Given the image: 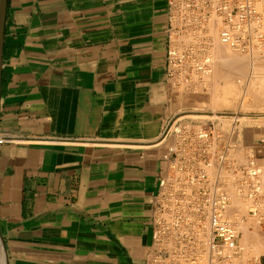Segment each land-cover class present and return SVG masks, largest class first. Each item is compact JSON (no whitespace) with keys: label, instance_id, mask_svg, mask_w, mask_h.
<instances>
[{"label":"crops","instance_id":"obj_1","mask_svg":"<svg viewBox=\"0 0 264 264\" xmlns=\"http://www.w3.org/2000/svg\"><path fill=\"white\" fill-rule=\"evenodd\" d=\"M170 25L168 0H7L0 231L9 264H153L173 157L165 134L175 117L193 119L167 70ZM251 149L264 184V144Z\"/></svg>","mask_w":264,"mask_h":264},{"label":"built area","instance_id":"obj_2","mask_svg":"<svg viewBox=\"0 0 264 264\" xmlns=\"http://www.w3.org/2000/svg\"><path fill=\"white\" fill-rule=\"evenodd\" d=\"M215 8L217 13L232 14L233 17L226 18V21L230 20L232 35L244 50H249L252 34L259 46L264 45V0H168L170 30L182 26L179 33H185L180 35H195L194 29L203 21V14H212ZM184 49L190 50L191 47ZM186 56L183 52L176 53L170 45L167 70L171 76H176L179 70L176 68L183 66ZM190 64L191 61L180 71L188 74ZM195 66L199 68L197 64ZM178 119L179 116L170 121L165 134L169 133L173 138L169 150L173 157L167 177L160 182L162 193L154 232L158 251L152 257L153 264L179 253L188 258L186 264H250L241 260L245 252L239 243V216L233 218L231 198L223 185V178L209 171L215 164L213 148L219 144L222 147L217 156L220 158L218 164L225 167L235 165L234 156L230 155L231 152L235 154L239 144L237 136L234 138L236 129L232 126L235 124H230L225 131L213 122H207L193 130L191 122L185 124ZM215 129L220 135L217 139ZM176 137L179 141L176 139L175 142ZM222 138L223 143L220 142ZM5 140V137L0 138V143ZM260 141L264 144L263 138ZM251 158L233 181L239 195L249 200L250 212L258 215L264 210V184L259 178L260 169L253 154ZM195 224L208 232L203 236L200 251L192 249ZM173 244L177 248L175 252L171 248Z\"/></svg>","mask_w":264,"mask_h":264},{"label":"rangeland","instance_id":"obj_3","mask_svg":"<svg viewBox=\"0 0 264 264\" xmlns=\"http://www.w3.org/2000/svg\"><path fill=\"white\" fill-rule=\"evenodd\" d=\"M216 15H214L215 17L213 16V14L212 15L210 14L209 16L212 17V18L210 17L211 20L217 21ZM217 17L219 19V21L217 22L219 25L220 18H219V16H217ZM207 18H209V17L203 16V21H201L199 23V25L195 27L196 30L194 29L195 35L196 34L198 35V33L202 35L201 37H200V35H198L197 36L198 38H196L197 40L194 38L195 35H193V37H192V35H186V37H185V35L184 36L182 35V37H184L185 39L182 38L183 40L180 41L181 36L178 35L179 31L176 33L177 35H175V33L173 34L175 37L172 35V37H174L173 41L175 42V43L173 42L174 45L172 48L174 50H176V53H178V54H181V52L187 54V56L184 60L185 63H183V66H181V68L180 67L176 68V70H178V69L179 70L176 74V77L173 80H175V82L179 84V87H178L179 93L182 94V96L184 98V100H183L184 106L190 107V109H192V110L186 111L183 114H187V115L189 114V116H190L191 114L208 113L212 110H219L220 109V111H222L221 117L211 118L209 116L208 117H206V116L202 117V116L191 115L190 117L193 119H189V121L185 122V124H188L189 122H191L192 125H194V127H195V128L192 127L193 130H197L196 128H198L201 124L207 123V122L208 123L213 122L215 125H217L216 126L217 128H219L221 130H225V131L227 129H229L228 126H230V124H235L234 126H232L233 128L236 129L234 138H236V136H237V139L239 140L238 141L239 144H237V147H236L237 149L235 150V151H237V154H236V152H235V154H233L234 152H232L230 155L231 156L234 155L233 160L235 161L236 166L233 165L232 167H230L231 169L228 167L229 168V170H228L227 167H225L221 164H218V162L220 161V158L219 157L217 158V156H218L220 149L222 147V145L219 144V145L214 147L215 149L213 148L214 149V156H215L214 162L216 165L214 164L209 169V171L210 172L212 171V174L216 173L217 175H220L222 173V175H220L222 177H223V174L226 173V174H224L225 179L223 178V183H224V180L226 182V178L229 181V183L227 181V183H224V186H226L227 184L228 185L232 184L230 186V188L232 189V187H234L232 189L233 192L230 189L229 194L233 193V194H230V198H231V202H232L231 203V210L233 209L232 211L235 213L233 218L236 219L237 216H239V222H240L239 230H238V231H240L239 238H241V241L243 240L242 243H241V241H239V242L243 248L245 247L244 250L247 249V250H245V255H244V258L246 256V259H244V258L243 259L250 262V264H260L259 263L260 255L262 253H264V210L262 212H259L258 215L257 214L254 215L253 213H251L250 207L248 206V205H250L249 200L247 198L239 195V193L237 192V186L233 180L236 176H238L239 172H241V167L243 169L244 166L247 165L249 159L251 158V155L253 154L251 146L256 141L261 142L260 141L261 138H263V140H264V93H263L264 92V58H263L264 57V51L262 49H260V50L253 52V54H250V53L246 54L244 52H239L241 54V55L239 54L240 55L239 59L242 55L246 56V57L242 56L241 57L242 59L237 60L241 67H240V71H239L240 74H236V75H238L237 76L238 79L241 78L243 80H241L242 83H238L239 84L238 89L234 88L233 90L231 89L230 92L226 91V83H225V81H224L225 79L223 77H224V75H226L227 70H228L227 76H228L229 72H232L233 68H231V67H233V66H230L228 69V66H227L228 64H225V63L222 64L221 58H220V62H219V58H217L216 56H213V53H212L213 51L211 49L215 47V43L217 41V38L214 39L212 37L210 38V36L209 37L207 36V33H209V31H207L208 28L205 27V26H207L206 24H209V22L207 21ZM214 18H216V19H214ZM214 21H212L210 24H212V23L214 24ZM201 25H202L203 29L200 28ZM198 29H200L202 31L198 32ZM217 29L218 30H216V31H217V34L219 35L218 32L220 30V26ZM203 30H205V31H203ZM205 33H206V35H205ZM182 34H184V33L182 32ZM218 35H217V37L219 38ZM206 36H207V38H205ZM187 37L188 38L190 37L192 39L189 38L190 41H186V40H189ZM193 38L199 44L196 43V41L194 42ZM201 39L203 40V42ZM184 41L187 43L183 44V43H185ZM191 42H193L194 45ZM195 43L197 45H201V47L199 48V46H197ZM191 44L193 47L191 46ZM176 45H179V47ZM195 45L197 46L198 49L196 48ZM213 45H214V47H213ZM175 46L178 48H176ZM186 46H190L191 49L185 50L184 47H186ZM263 49H264V47H263ZM232 51H234V49ZM242 53H244V54H242ZM235 54H238V52L236 51ZM247 55H249V56H247ZM260 55L261 56L263 55L262 58ZM212 57H214V58H212ZM209 58L212 60H210ZM190 61H191V64H194V66L191 64L188 66L189 70H188V74L186 72V74H187V79H186V74L182 73V71H180V69H186V66L188 65V63ZM196 64L199 66V68H197L195 66ZM225 65H226V67H225ZM216 68H218V69H216ZM241 68H244L245 69L244 71L247 73H245L243 71V69L241 71ZM224 69L226 70V72H224L225 71ZM218 70H219V73H218ZM220 73H222V76H220L221 75ZM208 74H210V75H208ZM217 75H218V77H217ZM207 76H208V78H207ZM209 78H210V80H209ZM216 78H218V79H216ZM220 79H221V81H220ZM217 81H219V82H217ZM252 93H253V95H252ZM232 104H234V105H232ZM234 110L239 111L244 116L245 119L241 118L238 120V119L233 118L232 112H234ZM215 132L217 133V134H215L216 135L215 139H217L218 138L217 136L219 135V133L216 129H215ZM219 132H222V131H219ZM222 134L229 135L230 133L229 132H224V133L222 132ZM177 140L179 141L178 137H177ZM223 141H224V138H222V140H220V142H222V143H223ZM250 160H252V158ZM216 167H217V170H216ZM223 167H225L224 170H222ZM232 168H233V170H232ZM224 171H226V172H224ZM225 175H227L228 177ZM226 188H227V190H229L228 186ZM234 198H237L238 200L236 199L237 201L234 202L235 201ZM240 200H241V202L244 201V203L240 204L241 202H238ZM236 203H237V205L240 206L239 208L237 207L238 210L236 209V206H237ZM245 205H246V207H245ZM233 212H232V214H233ZM241 220H242V222H241ZM246 223L249 226H247ZM253 223L256 225V227H255V225H253ZM245 226L247 227L246 230H248L247 237L249 235V237H248L249 239L246 238L245 236H243L244 230H240L241 229L240 227H242V229H243V228H245ZM200 227L203 228L202 226H200ZM252 227H253V229H252ZM240 236H243V237H240ZM251 236H253V237H251ZM259 239L261 241H259ZM245 240H246V242H245ZM255 240H257V241H255ZM249 243H251V244H249ZM172 247H173L172 251L175 252L177 250L176 246L173 244ZM257 249L259 251H257ZM246 251H248V252H246ZM257 252H259V253H257ZM176 258L178 259L177 255L175 257L174 256H171L168 258L165 257L161 260L162 261L161 264H167V262H169V261L171 263L169 262L168 264H174L175 261L177 264H179V262H178L179 260H177ZM252 259H254V260H252ZM165 260H166V263H165ZM161 261H159L155 264H160Z\"/></svg>","mask_w":264,"mask_h":264},{"label":"bare ground","instance_id":"obj_4","mask_svg":"<svg viewBox=\"0 0 264 264\" xmlns=\"http://www.w3.org/2000/svg\"><path fill=\"white\" fill-rule=\"evenodd\" d=\"M212 14H213V16L214 15H216V18H217V21L215 20H211V16H209L210 14H203V16L204 17H206V16H208L209 18H207V21L209 22V24H206L207 26H205V27H207L208 28V30L207 31H209V33H207V36L209 37L210 36V38L212 37V38H214V39H216L217 38V41H216V43H215V47H214V45H213V47L214 48H212L211 50L213 51L212 53H213V56H216L217 58H219V62H220V58H221V62H222V64L223 63H225V64H228L227 66H228V69H229V67L230 66H233V67H231V68H233V70H232V72H229L228 73V76H227V72H228V70H227V72H226V70L224 71V72H226V75H224V81H225V83H226V91H228V92H230L231 91V89L233 90L234 88H239L238 86H239V84L238 83H242L241 82V80H243V79H238V75H236V74H240V64H239V62L237 61L238 59H239V56L241 55L239 52H244V53H250V54H253V52H255V51H257V50H260V49H262L263 51H264V49H263V47H264V45H258L257 44V39H256V37L252 34V37H251V42H250V44H249V50H244V46L243 45H241V43H239V41H237V39H235L234 37H233V35H232V32H231V28H230V20L228 19V21H226V18H230V17H233L232 16V14H220V13H217L216 12V8L215 9H213L212 10ZM211 14V15H212ZM217 16H219V18H220V23H219V25H218V21H219V19H218V17ZM215 17V16H214ZM216 18H214V19H216ZM212 21H214V24L212 23V24H210ZM200 23V22H199ZM217 23V24H216ZM199 25V24H198ZM215 27H214V26ZM218 25V26H217ZM220 26V30H219V35L217 34V31L216 30H218L217 28ZM204 27V26H203ZM198 28V27H197ZM200 28H202V25H201V27ZM206 28V29H207ZM181 29H183V27L182 26H180V28H178V29H175V30H172L173 31V33L172 34H174L175 33V35H177L176 33L178 32V31H180ZM203 29V28H202ZM196 30V29H195ZM200 31H202V30H200V29H198V32H200ZM203 31H205V30H203ZM197 32V33H198ZM185 33V32H184ZM202 33V32H201ZM182 34V33H181ZM203 34V33H202ZM178 35H180V33L178 34ZM198 35H200V37L202 36L201 34H199L198 33ZM197 34L194 36V38L196 39V38H198L197 36H198ZM205 35H206V33H205ZM217 35L219 36V38L217 37ZM174 36V35H173ZM181 36V38H180V41L181 40H183V39H185L184 37H182V35H180ZM184 36V35H183ZM207 36L205 37V38H207ZM175 37V36H174ZM174 37L172 38V39H174ZM185 37H186V35H185ZM192 37H193V35H192ZM183 38V39H182ZM188 38V37H187ZM186 38V39H187ZM190 38V37H189ZM188 38V39H189ZM194 38H193V40H194ZM209 38V39H210ZM190 39H192V38H190ZM190 39L189 40H186V41H190ZM219 39V40H218ZM192 40V41H193ZM197 40V39H196ZM196 40H194V42L196 41ZM202 40V39H201ZM214 41V42H215ZM174 42V41H173ZM183 42V41H182ZM185 42V41H184ZM202 42H203V40H202ZM201 42V43H202ZM175 43V42H174ZM177 43V42H176ZM187 42H185V43H183V44H186ZM190 43V42H189ZM191 43H193V42H191ZM196 43H198L197 41H196ZM195 43V44H196ZM199 44V43H198ZM174 45V44H173ZM181 45V44H180ZM193 45H194V43H193ZM197 45V44H196ZM195 45V46H196ZM176 46H178L179 47V45H176ZM175 46V47H176ZM191 46H192V44H191ZM197 46H199V48L201 47V45H197ZM197 46H196V48H197ZM178 47H176V48H178ZM181 47V46H180ZM193 47V46H192ZM212 47V46H211ZM182 48V47H181ZM180 48V49H181ZM195 48V49H196ZM232 48V49H231ZM198 49V48H197ZM234 49V51L236 50L237 52H238V54H235L236 53V51L234 52V51H232ZM239 50V51H238ZM210 51V50H209ZM244 53H242V54H244ZM240 54V55H239ZM243 56V55H242ZM241 56V57H242ZM247 56H249V55H247ZM261 56V55H260ZM263 56V55H262ZM262 56H261V58H262ZM240 57V59H242ZM243 57H246L245 55L243 56ZM212 58H214V57H212ZM249 58V57H248ZM264 58V57H263ZM210 59V58H209ZM239 59V60H240ZM210 60H212V59H210ZM248 60V59H247ZM258 60V59H257ZM215 62V61H214ZM248 63V62H247ZM246 63V64H247ZM210 64V63H209ZM219 64V63H218ZM244 64V63H243ZM245 65V64H244ZM255 65V64H254ZM215 66V65H214ZM213 66V67H214ZM225 67H226V65H225ZM223 68V67H222ZM230 68V69H231ZM248 68V67H247ZM214 69V68H213ZM216 69H218V68H216ZM242 69H243V71L245 70L244 68H241V71H242ZM215 70V69H214ZM230 71V70H229ZM245 72V71H244ZM210 73V72H209ZM216 73V72H215ZM218 73H219V70H218ZM223 73V72H222ZM222 73H220L221 75L220 76H222ZM242 73V72H241ZM245 73H247V72H245ZM230 74V75H229ZM208 75H210V74H208ZM213 75V74H212ZM205 77V76H204ZM217 77H218V75H217ZM250 77V76H249ZM207 78H208V76H207ZM214 78V77H213ZM220 78V77H219ZM215 79V78H214ZM216 79H218V78H216ZM209 80H210V78H209ZM220 81H221V79H220ZM223 81V80H222ZM217 82H219V81H217ZM216 82V83H217ZM215 83V82H214ZM241 86V85H240ZM242 87V86H241ZM262 92V91H261ZM264 93V92H263ZM252 95H253V93H252ZM205 100V99H204ZM207 100V99H206ZM236 102V101H235ZM235 104V103H234ZM234 104H232V105H234ZM237 104V103H236ZM236 106V105H235ZM236 108V107H235ZM221 113H222V111H220V109L219 110H212V111H210V112H208V113H203V114H191V115H193V116H206V117H211V118H213V117H221ZM233 113V115H232V117L233 118H235V119H243L244 118V116L239 112V111H235L234 110V112H232ZM190 115V116H191ZM182 116V115H181ZM181 119V118H180ZM245 119V118H244ZM217 126V125H216ZM195 128V127H194ZM197 129V128H196ZM223 132V131H222ZM216 133V132H215ZM224 133V132H223ZM217 134V133H216ZM226 135V134H225ZM216 136V135H215ZM220 135H218L217 137H219ZM215 149V148H214ZM213 150V149H212ZM236 152V154H237V151H235ZM232 153V152H231ZM234 154V153H233ZM234 156V155H233ZM218 158V157H217ZM237 158V157H236ZM216 165V164H215ZM218 165V164H217ZM236 166V165H235ZM215 167V166H214ZM218 167V166H217ZM217 167H216V170H217ZM224 168L225 167H223V169L222 170H224ZM228 168V167H227ZM230 168V167H229ZM229 168H228V170H229ZM214 169V168H213ZM212 169V170H213ZM231 169V168H230ZM215 170V169H214ZM220 170V169H219ZM232 170H233V168H232ZM221 171V170H220ZM224 172H226V171H224ZM223 172V173H224ZM211 173H212V171H211ZM214 173V172H213ZM216 174V173H215ZM224 174H226V173H224ZM224 174H223V177L222 178H224ZM229 174V173H228ZM220 175H222V173L220 174ZM225 176H227V175H225ZM230 176V175H229ZM228 177V176H227ZM225 179V178H224ZM232 180V179H231ZM227 178H226V182H225V180H224V183H227ZM224 183H223V185H224ZM228 183H229V181H228ZM232 183V182H231ZM232 184H227L225 187H229V190H228V193H229V191H230V186H231ZM234 187H232V189H233ZM227 189V188H226ZM231 189V190H232ZM232 192H233V190H232ZM230 194H233V193H230ZM236 195V194H235ZM238 195V194H237ZM233 196V195H232ZM234 197V196H233ZM232 197V198H233ZM241 198V197H240ZM235 199V201L234 202H236L238 199L237 198H234ZM237 199V200H236ZM233 200V199H232ZM233 202V203H234ZM238 202H241V200L240 201H238ZM232 203V202H231ZM244 203V201L243 202H241L240 204H243ZM235 204V203H234ZM236 205H237V203H236ZM235 205V206H236ZM244 206V205H243ZM242 206V207H243ZM249 206V205H248ZM237 207L239 208L240 206L239 205H237L236 206V209H237ZM245 207H246V205H245ZM244 207V208H245ZM242 209V208H241ZM233 210V209H232ZM231 210V211H232ZM238 210V209H237ZM236 211V210H235ZM233 212V211H232ZM233 214H235L234 212H233ZM255 215V214H254ZM233 217H234V215H233ZM246 217V216H245ZM248 217V216H247ZM236 218V217H235ZM252 218V217H251ZM253 219V218H252ZM247 220V219H246ZM257 224V223H256ZM239 225H240V223H239ZM246 225H247V223H246ZM253 225H255L254 223H253ZM259 225V224H258ZM247 226H249V225H247ZM252 226V225H251ZM244 227V226H243ZM255 227H256V225H255ZM241 229L240 230H244V233H243V236H245L246 238H248L249 237V235H248V237H247V232H248V230H246L247 229V227L245 226V228H243L242 229V227H240ZM252 229H253V227H252ZM239 230V229H238ZM260 230V229H259ZM257 231V230H256ZM193 233H194V236H195V242L193 243V248L192 249H195V250H197V251H200L201 250V248H199L200 247V245H201V242L203 241V236L204 235H207L208 234V232H205V230L203 229V228H201L200 227V225H197V224H195L194 225V228H193ZM255 233V232H254ZM252 234V233H251ZM250 234V235H251ZM256 234V233H255ZM243 236H240V237H243ZM254 236V235H253ZM253 236H251V237H253ZM263 237V236H262ZM257 238V237H256ZM249 239V238H248ZM239 241H241V238H239ZM243 241V240H242ZM242 241H241V243H242ZM255 241H257V240H255ZM254 241V242H255ZM259 241H261L260 239H259ZM258 241V242H259ZM245 242H246V240H245ZM248 242V241H247ZM240 243V242H239ZM249 244H251V243H249ZM253 244V243H252ZM260 244V243H259ZM262 244V243H261ZM247 245V244H246ZM171 248H173L172 246H171ZM245 248V247H244ZM244 248H243V250H244ZM259 248V247H258ZM175 249V248H174ZM252 249V248H251ZM255 249V248H254ZM245 250H247V249H245ZM245 250H244V252H245ZM257 251H259L258 249H257ZM246 252H248V251H246ZM251 253V252H250ZM257 253H259V252H257ZM248 255V254H247ZM176 256V255H175ZM174 256V257H175ZM254 256V255H253ZM171 257V256H170ZM177 257H178V259L177 260H179L178 262H179V264H186L187 263V259L188 258H186L185 256H183V255H181L180 253L179 254H177ZM257 257V256H256ZM168 258V257H167ZM245 259H246V256H245ZM169 260V259H168ZM242 261L244 260V259H241ZM252 260H254V259H252ZM240 261V260H239ZM245 261V260H244ZM170 262V261H169ZM169 262H167V264L169 263ZM165 263H166V260H165ZM171 263V262H170ZM174 263V262H173ZM175 263H176V261H175ZM174 263V264H175ZM0 264H6V254H5V251H4V248H3V245H2V242H1V239H0ZM177 264V263H176Z\"/></svg>","mask_w":264,"mask_h":264},{"label":"water","instance_id":"obj_5","mask_svg":"<svg viewBox=\"0 0 264 264\" xmlns=\"http://www.w3.org/2000/svg\"><path fill=\"white\" fill-rule=\"evenodd\" d=\"M6 9H7V0H0V107H1V93H2V70H3V53H4V42H5ZM0 239L6 254V264H9L7 250L4 244L1 231H0Z\"/></svg>","mask_w":264,"mask_h":264}]
</instances>
